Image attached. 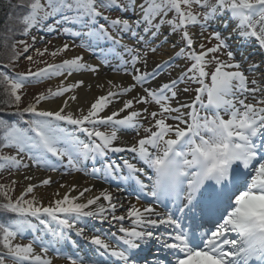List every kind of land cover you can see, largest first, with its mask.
I'll list each match as a JSON object with an SVG mask.
<instances>
[{
    "label": "rangeland",
    "instance_id": "1",
    "mask_svg": "<svg viewBox=\"0 0 264 264\" xmlns=\"http://www.w3.org/2000/svg\"><path fill=\"white\" fill-rule=\"evenodd\" d=\"M238 1L244 6L247 4L245 18H240L237 14L235 4L231 5L224 0H144L146 24L149 23L148 26L155 31L150 33L147 30H134L130 26L124 27L125 22L130 24L133 19H137V13L141 9L137 6V0H68L62 4L60 0H42L45 6L43 15L36 13L35 19L29 22L27 31L20 36V42L11 44L12 50L18 54L6 51L8 54L5 57L9 62H14L13 65L20 74L29 75H20L22 82L17 81L21 83L18 87L20 99L17 103L19 106L13 103L14 108L19 107L27 115L46 113L45 118L50 121L41 128H44L42 132L46 133L44 138L52 152L48 153L41 137L27 130L18 135V145L13 142L11 148L0 151L1 197L13 204V207H9L10 210H18L19 205L20 211L29 216V223L20 220L13 223L15 228L6 240L10 251L2 264H24L26 254L42 238L46 222L57 208L56 203L46 207L35 199L34 194L36 189L41 188V184L24 187V182L29 180L26 170L34 168L43 174L58 176L59 179L73 175L91 179L92 174L98 172L109 180L108 186L112 192L116 193L122 187L121 191L130 196L137 194L136 197L143 202L149 200L155 190H151L149 181L142 189L131 180L125 181L119 177L118 173L122 168L115 166H123L124 161L131 158L120 159L114 154L113 144L108 142L102 145L99 140L103 142L105 138L97 139L98 142L95 143L101 145V150H98L91 148L83 136L86 132L97 137L99 133L109 135L114 122L98 120L95 114L84 111L66 114L42 110L45 101L65 96L67 89L57 82L63 75L72 73L74 66L82 64L73 58L67 59V54L78 51L85 54L84 59L99 63L100 70L111 71H115L112 69L114 64L123 65L126 58L132 66L128 72L132 76L141 71L142 64L147 66L157 62L159 74H154L153 78L162 77L163 91L156 95L150 89V84L140 83L145 89L146 105L135 125L126 129V135L133 144L145 145L151 142V145H156L151 149L156 155L153 167L150 172L146 171V177L154 186L156 170L161 167L163 154L173 153L169 164L176 173L186 174V178L193 166L191 150L185 147V157L179 158L172 147H165L163 143L156 144L154 141L159 140L166 132L173 134L176 128L182 126L186 141V135L191 130L202 142L201 155L212 154L213 142L219 141L225 121L221 113L220 117H216L211 106L219 110L221 100L230 98L240 107H247L245 110H249V107L262 108L258 100L264 99V46L262 47L260 36L264 30V0ZM101 6L104 8L101 9ZM215 10H219L226 18H219L217 21L218 18L213 14ZM46 13L51 16H45ZM239 38L248 39V42L237 45L236 40ZM262 40L264 41L263 38ZM121 52L126 57L119 60ZM122 69L116 71L121 72ZM254 85L262 91L259 98H254L253 94L248 95V89ZM182 95L191 100V110L185 125L181 124L170 103ZM203 112L206 114L205 118L201 117ZM51 116L61 119H51ZM239 118L236 122L239 127L248 124L246 113ZM67 119L68 123L64 121ZM232 130L236 134L240 133L238 129ZM11 142L12 140L9 141ZM112 158L117 160L112 162ZM262 164L264 153L253 168L248 170L250 176L247 180L254 178L253 174L256 170L260 171ZM134 168L139 172L138 165ZM18 173L20 177H17ZM58 181L60 180H47L44 186L56 187ZM142 184L144 185V181ZM166 200L169 202V198ZM23 208L28 211H22ZM114 213L121 214L117 215L119 219H129V215L119 204L115 205ZM90 222L88 221L89 224ZM138 248L141 247L136 249ZM142 248L144 250L143 246ZM152 251L157 253L154 256L162 253L155 248L150 252ZM84 256L91 257L90 262L74 252L67 253L63 259L70 264H78L83 260L84 263L91 264L94 262L93 257L104 256L103 248L96 253L93 250L85 251ZM154 256L150 255L151 259L147 264L156 263L152 258ZM158 261L163 264L161 260Z\"/></svg>",
    "mask_w": 264,
    "mask_h": 264
},
{
    "label": "bare ground",
    "instance_id": "2",
    "mask_svg": "<svg viewBox=\"0 0 264 264\" xmlns=\"http://www.w3.org/2000/svg\"><path fill=\"white\" fill-rule=\"evenodd\" d=\"M137 6L141 9L137 13V19L132 20L133 23L131 22L130 27L132 29L141 28L140 30L146 28L147 32L154 33L155 31L148 26L149 23L146 24L144 18L146 13L144 0H137ZM213 14L218 18L217 21L222 18V13L219 10H215ZM126 25L128 23L125 22V28ZM260 36L264 39V30ZM262 38L261 44L263 47L264 41ZM244 39L242 38L241 41L247 43L248 41ZM239 40L237 39L236 42ZM239 44L243 45L242 42H239ZM67 56V59L73 58L82 64L74 66L72 73L63 75L57 82L59 86L67 89L68 92L65 96L60 99L45 101L42 110L53 113L64 112L66 114L84 111L87 114H95L98 120H111L114 122L111 133L109 135L99 133V136L113 144L114 154L123 160H125V157L133 158L141 164L135 155L130 154V151L135 150L139 156L145 158V161L142 158L143 163L149 165L153 158L150 151L151 142L143 146L129 142L126 129L135 125L146 105L144 101L145 89L140 86V83L146 81L155 93L162 91L160 88L163 86V79L151 78L152 74L158 73L157 62L147 66L142 64L141 71L136 76H132L128 74L130 65L126 62L123 67L127 69H122L121 72L111 71L110 69L100 70V64L87 58L84 59L85 54L78 51L69 53ZM112 68L117 69L115 66ZM248 92V95H255L254 98H259L260 93H262L255 85L250 87ZM258 102L262 105V108L249 107V110H245L247 107L241 108L237 102H233L230 98L222 99L220 102V112L222 111L225 120L223 133L227 137L230 136V132L233 133L242 145L256 144V149L237 148L234 151V156H244L246 158L247 165L251 164L252 157L255 158L256 155L259 157V152L264 153V99L258 100ZM170 103L176 110L181 124L185 125L191 110V101L182 95L177 100L173 99ZM242 113H246L249 117V124L240 126L241 132L235 135L234 131H230V128L235 126L236 118ZM176 129L171 135L166 132L160 143L167 146L174 141L175 146H178V139L181 137L183 128L180 126ZM220 143L227 149V152H230V148L232 149V146L237 144V142L233 145L223 143L222 136ZM185 144L186 142L182 143L184 148ZM116 160L117 158L111 159L112 162ZM125 162L131 168L120 166L123 171L118 173L120 178L129 181L133 178L130 171L136 177L143 175L134 172L132 167H135V164L130 163L129 160ZM231 169L234 172V168ZM259 170H256L254 176L257 179L256 184H248L245 192L239 194L237 203L229 209L225 229L229 230V227L233 225H241L249 216L264 208V164L261 165ZM25 173L28 175L29 180L24 182V187L41 184L39 186L41 188L36 189L35 199L46 207L49 204L56 203L57 208L54 209V213H51L52 217L47 220L42 238H39L33 250L26 254L24 264H70L63 259L70 249L90 262L91 257L84 256L85 251L93 250L96 253L100 248H103L104 256L101 258L93 257L92 261L94 262L91 264H119L120 261L121 264H139L137 260L127 256L125 247L130 246L132 243L140 245L139 239L143 240V235L146 234L152 233L154 239L159 237L161 229H154L152 223H157L159 219H166L167 211L164 210V203L156 195L151 198L150 202L145 203L134 199V195L130 196L127 192L121 191L122 187H119L116 193L112 192L113 190L108 186L109 180L98 172H94L91 179H86L81 175L59 179L58 176L46 175L34 168L26 170ZM16 175L20 177L19 173ZM244 177L242 175L239 179ZM52 179L60 181H58L56 187L45 188L44 182ZM133 180L136 182L135 178ZM166 180H172V175L169 174ZM196 183H198L196 179L188 184L182 183V192L188 197L191 191L194 190L193 187ZM240 184L243 186L245 183ZM240 184L236 183V185ZM120 185L125 187L124 183ZM141 187L143 186L141 185ZM235 187L237 186L234 185ZM117 204L123 207L126 214L129 215L128 220L119 219L117 215L121 214L114 213ZM196 204L205 205L204 199L202 203L197 201ZM88 221H91L90 224ZM132 236L133 238H131ZM79 241L81 243L78 244ZM255 260L262 261L263 258L258 256ZM78 264L89 263H84L83 260ZM181 264L219 263L204 253H194L185 262L182 261Z\"/></svg>",
    "mask_w": 264,
    "mask_h": 264
},
{
    "label": "trees",
    "instance_id": "3",
    "mask_svg": "<svg viewBox=\"0 0 264 264\" xmlns=\"http://www.w3.org/2000/svg\"><path fill=\"white\" fill-rule=\"evenodd\" d=\"M39 8L40 0H0V151L8 144L5 137L13 135L14 129L22 120L28 119L33 127L35 125L31 114L25 117L24 115H27L25 111L19 110V107L14 108V104L18 105L20 99L18 94L20 85L17 82L21 79L20 72L13 65L14 62H9L5 56L9 51L18 54L12 50L11 44L20 42V36L26 32L28 21L32 20ZM20 217L23 216L10 210L8 203L0 194V264L10 251L6 237L12 231L13 223Z\"/></svg>",
    "mask_w": 264,
    "mask_h": 264
}]
</instances>
